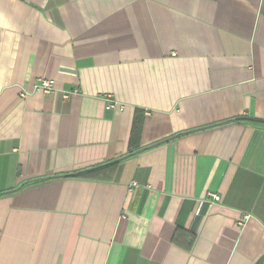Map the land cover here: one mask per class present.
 I'll return each mask as SVG.
<instances>
[{
  "label": "crops",
  "instance_id": "crops-1",
  "mask_svg": "<svg viewBox=\"0 0 264 264\" xmlns=\"http://www.w3.org/2000/svg\"><path fill=\"white\" fill-rule=\"evenodd\" d=\"M254 120L264 0H0V264H264Z\"/></svg>",
  "mask_w": 264,
  "mask_h": 264
},
{
  "label": "trees",
  "instance_id": "trees-1",
  "mask_svg": "<svg viewBox=\"0 0 264 264\" xmlns=\"http://www.w3.org/2000/svg\"><path fill=\"white\" fill-rule=\"evenodd\" d=\"M254 121L257 122V123H264V121H262V120H254ZM140 126H141V122L136 119L134 127H133V132H132V135H131V138H130V144H129L130 145V149L133 148V147H136L135 134H136V131L138 129H140ZM114 163L116 164L117 162H114ZM112 164L113 163L110 162V163L103 164V165H100V166H96V167H93V168H90V169L82 170L80 172H77V174H75V175H78V176H81V177L86 176V175H90V176L91 175H95L96 177L100 178L101 173L103 175L105 173V169H107L109 166L111 167Z\"/></svg>",
  "mask_w": 264,
  "mask_h": 264
},
{
  "label": "built area",
  "instance_id": "built-area-1",
  "mask_svg": "<svg viewBox=\"0 0 264 264\" xmlns=\"http://www.w3.org/2000/svg\"><path fill=\"white\" fill-rule=\"evenodd\" d=\"M54 85H55V81L50 79V78H43L41 79L40 83L36 86L37 90H41L43 93H49L50 91H53L54 89ZM67 95H65L66 97ZM116 103L114 101H110L108 103V107H116ZM210 195V199L211 202H216V201H220L221 197L218 194L215 193H211Z\"/></svg>",
  "mask_w": 264,
  "mask_h": 264
}]
</instances>
